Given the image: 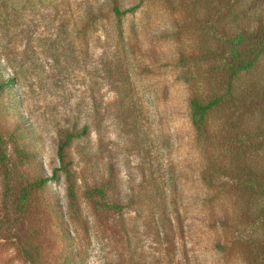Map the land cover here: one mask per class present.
<instances>
[{
	"label": "rangeland",
	"instance_id": "374dc122",
	"mask_svg": "<svg viewBox=\"0 0 264 264\" xmlns=\"http://www.w3.org/2000/svg\"><path fill=\"white\" fill-rule=\"evenodd\" d=\"M108 1L0 0L10 184L18 194L53 176L18 213L0 168V264H264V234L249 232L264 217L242 218L239 195L258 185L250 171L264 164V52L254 75H241L254 93L209 112L207 138L188 109L194 90L203 102L223 93L224 45L246 25L264 26V0H116L139 4L119 22ZM18 122L25 143L8 137ZM72 125L88 130L68 148L70 205L52 170L57 130ZM79 147L94 156L80 159ZM104 183L121 210H98L85 196Z\"/></svg>",
	"mask_w": 264,
	"mask_h": 264
},
{
	"label": "trees",
	"instance_id": "16d2710c",
	"mask_svg": "<svg viewBox=\"0 0 264 264\" xmlns=\"http://www.w3.org/2000/svg\"><path fill=\"white\" fill-rule=\"evenodd\" d=\"M108 4L110 5L109 10L117 19V22H119L122 16L133 12L139 7V4H137L128 8H121L116 0H109ZM243 28L244 29L241 30V32H235L231 36L232 39L227 41L224 45L225 53L228 52V57L225 59L226 63L223 64V71L226 76L225 87L222 89L223 93L211 96L205 102L202 101L200 95H198L195 90L189 95L188 109L191 116L192 126L196 131L198 139L204 137L207 138L209 128L206 126L205 119L209 112L217 110L219 107L228 104L229 102L232 103L233 101L238 102L239 100H243L254 93L256 82L254 80L252 81V79L243 82L241 79L243 75H252L253 72L255 73L259 57L264 52V32H261V30L264 29V26H261L260 28L254 27L251 30L248 25ZM120 34L121 32L119 31L118 35L120 36ZM189 80L190 78H185L186 82H190ZM11 82V78L8 77V79H6L3 74L0 73V93L4 91L9 92L10 88L8 86ZM11 94L12 91H10L8 95ZM223 128L224 127H222V129ZM24 129L28 128L25 127V125L22 126L18 122L13 125V131L9 133L8 137L14 143L17 141L25 143L23 140L25 137ZM87 130V125L82 126V128H77V126L72 125L57 130L56 161L58 166L52 171L54 173L60 171L64 176L66 183V197L70 205H73L75 201V176L71 169L73 162L68 158V148L72 142H80V140L86 136ZM223 130H220L219 132L221 133ZM2 144L3 142L0 134V168L5 177L6 204L10 203L12 209L19 213L24 209V202L28 199L30 194L34 190L42 189L49 180L53 179V176L48 178L43 174H39L37 180L27 183L20 189L18 194H14L15 192L9 179L11 172L8 168V155L6 148L3 147ZM258 145L262 144L256 143V146ZM91 151L90 148L85 149L84 147H79L77 148L76 153L80 156V159L89 161V159L94 156V153ZM20 156L24 159L31 160L34 158L35 154L34 152L25 151L24 153H20ZM250 172L253 173L251 178L254 177L258 185L254 187L250 186L249 188L239 191L240 199L242 202L244 201V205L242 206L243 211L242 214H240L242 218L245 217L246 220L255 222L264 217V187L262 185L264 183V164L262 167ZM258 180H260V182ZM107 187V183L93 185L86 188L84 193L98 210L104 208L121 210V205L110 203L106 200ZM217 222L221 226H226V224H228L226 220L225 222L223 221L222 217L219 218ZM249 232L250 234H264V224L259 223L256 228L249 230ZM67 238H69V236H67ZM259 243L261 242L259 241ZM21 253L26 259L33 261V256L26 247L21 248Z\"/></svg>",
	"mask_w": 264,
	"mask_h": 264
}]
</instances>
